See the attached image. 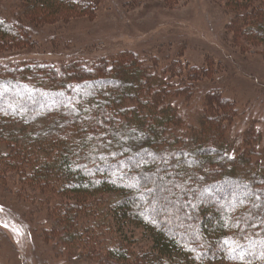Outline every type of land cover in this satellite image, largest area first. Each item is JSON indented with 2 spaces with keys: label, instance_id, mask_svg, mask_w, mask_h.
<instances>
[{
  "label": "trees",
  "instance_id": "obj_1",
  "mask_svg": "<svg viewBox=\"0 0 264 264\" xmlns=\"http://www.w3.org/2000/svg\"><path fill=\"white\" fill-rule=\"evenodd\" d=\"M224 1L234 41L264 44V0ZM100 4L24 0L8 18L0 13V52L24 50L30 28L92 17ZM156 63L124 52L90 65L0 64V184L46 209L45 236L97 264H264L259 138L237 144L227 134L234 108L218 88L183 128L169 100L190 102L195 70L175 82L177 63ZM162 190V204L147 198ZM182 209L190 215L174 216ZM164 212L181 232L168 233L157 217ZM124 229L144 232L146 248H134Z\"/></svg>",
  "mask_w": 264,
  "mask_h": 264
},
{
  "label": "rangeland",
  "instance_id": "obj_2",
  "mask_svg": "<svg viewBox=\"0 0 264 264\" xmlns=\"http://www.w3.org/2000/svg\"><path fill=\"white\" fill-rule=\"evenodd\" d=\"M22 1L0 0L1 15L7 17ZM166 3L168 0H101L92 17L30 28V45L22 51L0 52V64L40 61L59 66L78 61L90 65L124 52L151 64L158 62L156 67L177 63L176 76L171 79L175 82L181 80L179 71L195 70L190 102L184 103L181 97L168 99L184 114L183 128L192 125L203 111L204 94L218 88L227 107L234 108L235 115L226 124L227 134L236 137L237 144L240 137L259 138L260 144L254 147L264 149V44L248 47L234 41L224 0H184L175 7ZM219 103L211 101L213 111ZM210 117L213 121L217 118ZM3 173L0 170V175ZM178 186L175 192L183 188ZM156 188L153 185L149 190ZM167 195L162 190L160 197L149 192L147 198L162 204ZM23 201L13 183L5 188L0 184V264H97L83 259L76 250L71 252L61 240L45 236L53 220L37 203ZM174 213L181 219L183 214L190 215L185 209L182 214ZM157 217L165 222L168 233L181 232L167 221L165 212ZM123 231L134 241V248L146 246L144 232Z\"/></svg>",
  "mask_w": 264,
  "mask_h": 264
},
{
  "label": "snow or ice",
  "instance_id": "obj_3",
  "mask_svg": "<svg viewBox=\"0 0 264 264\" xmlns=\"http://www.w3.org/2000/svg\"><path fill=\"white\" fill-rule=\"evenodd\" d=\"M0 211H2V209H0ZM5 227H7V225H4Z\"/></svg>",
  "mask_w": 264,
  "mask_h": 264
}]
</instances>
